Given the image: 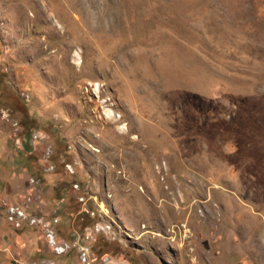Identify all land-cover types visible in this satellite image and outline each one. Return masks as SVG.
I'll return each mask as SVG.
<instances>
[{
    "label": "rangeland",
    "instance_id": "374dc122",
    "mask_svg": "<svg viewBox=\"0 0 264 264\" xmlns=\"http://www.w3.org/2000/svg\"><path fill=\"white\" fill-rule=\"evenodd\" d=\"M0 264H264V0H0Z\"/></svg>",
    "mask_w": 264,
    "mask_h": 264
},
{
    "label": "bare ground",
    "instance_id": "6f19581e",
    "mask_svg": "<svg viewBox=\"0 0 264 264\" xmlns=\"http://www.w3.org/2000/svg\"><path fill=\"white\" fill-rule=\"evenodd\" d=\"M108 115V114H107ZM109 117L113 118L111 115H109Z\"/></svg>",
    "mask_w": 264,
    "mask_h": 264
}]
</instances>
